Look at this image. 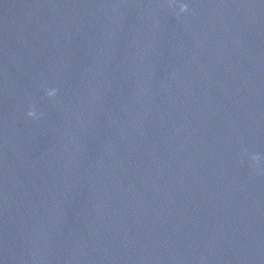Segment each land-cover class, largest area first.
<instances>
[{
    "label": "water",
    "instance_id": "1",
    "mask_svg": "<svg viewBox=\"0 0 264 264\" xmlns=\"http://www.w3.org/2000/svg\"><path fill=\"white\" fill-rule=\"evenodd\" d=\"M0 264H264V0H0Z\"/></svg>",
    "mask_w": 264,
    "mask_h": 264
},
{
    "label": "clouds",
    "instance_id": "2",
    "mask_svg": "<svg viewBox=\"0 0 264 264\" xmlns=\"http://www.w3.org/2000/svg\"><path fill=\"white\" fill-rule=\"evenodd\" d=\"M184 9H181V11H183ZM49 95H52V92H49ZM29 115H32V113L30 112Z\"/></svg>",
    "mask_w": 264,
    "mask_h": 264
}]
</instances>
